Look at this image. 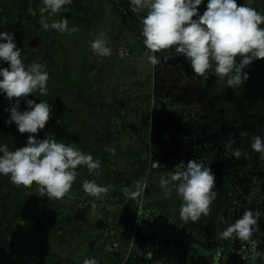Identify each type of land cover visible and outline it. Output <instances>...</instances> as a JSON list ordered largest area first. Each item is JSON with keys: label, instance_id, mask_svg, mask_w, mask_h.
Wrapping results in <instances>:
<instances>
[{"label": "rangeland", "instance_id": "rangeland-1", "mask_svg": "<svg viewBox=\"0 0 264 264\" xmlns=\"http://www.w3.org/2000/svg\"><path fill=\"white\" fill-rule=\"evenodd\" d=\"M206 2L198 6L201 13ZM237 2L263 14L264 0ZM41 7V0H0V31L15 34L25 64L39 62L49 73V95L29 97L52 105L38 137L55 134L98 158L101 167L93 175L78 166L71 190L59 200L0 176V264H82L87 257L99 264H251L242 258L251 255V245L217 233L246 209L264 213V160L251 149L252 137H264V66L257 72V59L245 69L257 95L236 105L230 91L246 83L233 89L215 75L194 77L173 53L151 65L127 0H72L48 17L78 26L72 34L45 31ZM101 32L112 49L108 57L90 48ZM9 106L0 95V144L14 150L26 141L9 132ZM229 139L239 158L225 149ZM190 159L211 167L217 195L207 216L183 224L175 190L165 197L158 181ZM91 179L109 187L95 210L81 187ZM136 182L143 192L130 201L123 189ZM258 223L253 240L262 255L255 264H264V215Z\"/></svg>", "mask_w": 264, "mask_h": 264}, {"label": "clouds", "instance_id": "clouds-1", "mask_svg": "<svg viewBox=\"0 0 264 264\" xmlns=\"http://www.w3.org/2000/svg\"><path fill=\"white\" fill-rule=\"evenodd\" d=\"M71 3L72 0H41L40 11L47 13V17L41 16V27L60 34L78 32V26L69 27L68 19L51 22L48 19ZM127 3L140 20L142 43L150 53L147 61L153 66L160 63L161 57L167 61L171 58L168 53H173L189 63L194 77L215 75L218 81L235 89L249 79L245 69L253 61L264 58V14L247 4L237 0H207L201 13L198 6L205 0H127ZM144 10L146 14L141 15ZM90 48L98 57H108L112 52L103 32L91 41ZM5 64L7 66H3ZM49 79L43 64L36 61L25 64L12 31H0V95L10 102L5 109L9 112L5 123H14L21 134H29L26 143L14 150L0 144V176L8 177L16 187L35 185L40 197L59 200L71 190L78 166L98 175L101 162L79 147L58 141L55 134L38 137V132L51 119L52 105L47 99L37 103L29 97L32 94L47 97ZM21 100L26 104L23 110ZM234 143V139H229L224 147L239 158L241 152L232 149ZM251 149L264 160V137H252ZM215 186L216 176L211 167L195 159L181 160L158 181L165 197H170L175 190L181 201L178 215L183 224L196 222L209 214L217 195ZM81 187L87 197L94 198L90 201L93 210L96 202L103 201L109 193V187L95 179L84 180ZM142 192L140 182H136L134 188L123 189L130 201L136 200ZM262 215L259 210L246 209L217 233L222 240L239 239L251 245V255L242 257L251 264L262 255L255 250L253 240L254 233L260 230L258 222ZM82 264H99V261L87 257Z\"/></svg>", "mask_w": 264, "mask_h": 264}, {"label": "trees", "instance_id": "trees-1", "mask_svg": "<svg viewBox=\"0 0 264 264\" xmlns=\"http://www.w3.org/2000/svg\"><path fill=\"white\" fill-rule=\"evenodd\" d=\"M263 14H264V9H263ZM257 65H258V67L256 69L258 70L257 72H259L261 70L260 69V65L262 67L264 66V58L258 59L257 63H256V66ZM255 77L258 78L259 76L255 75ZM255 77L253 76V78H252V76H250L251 79H254ZM245 83H246L245 86H243L241 89L236 90V91H234V90L230 91V96H233V101H234V104H236V105H237L238 101H241V99L247 100L248 98L257 95V91H255L254 88L249 87L250 85L253 84V82L248 80ZM8 116H9V112L7 111V117ZM7 126H8V129H9V132L13 136H15V137H17V138H19L21 140L27 141V138H28L29 134H27V133L21 134L17 130L16 125L14 123L12 125H8L7 124ZM2 132H3V130L1 128V126H0V139H2V137H3V133ZM40 133L41 132L39 131L37 135H40ZM0 143H1V141H0Z\"/></svg>", "mask_w": 264, "mask_h": 264}]
</instances>
